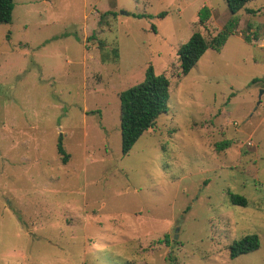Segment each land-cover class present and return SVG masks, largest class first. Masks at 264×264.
I'll use <instances>...</instances> for the list:
<instances>
[{"label": "rangeland", "instance_id": "1", "mask_svg": "<svg viewBox=\"0 0 264 264\" xmlns=\"http://www.w3.org/2000/svg\"><path fill=\"white\" fill-rule=\"evenodd\" d=\"M235 15L182 75L177 49L195 31L211 41L226 0H14L0 23V264H264V0ZM149 66L169 79L167 111L123 155L119 93ZM248 233L260 247L230 258Z\"/></svg>", "mask_w": 264, "mask_h": 264}, {"label": "trees", "instance_id": "2", "mask_svg": "<svg viewBox=\"0 0 264 264\" xmlns=\"http://www.w3.org/2000/svg\"><path fill=\"white\" fill-rule=\"evenodd\" d=\"M251 0H226L230 13L233 15L227 21L224 28L211 40L207 41L204 36L195 31L186 43L177 49L180 74L186 75L195 66L199 58L211 47L219 49L230 34L234 33L233 27L238 23L235 15L245 7ZM14 0H0V23H9L12 18ZM251 12L252 10H248ZM136 17H143L146 14H133ZM163 15V14H162ZM209 11L203 7L199 15V23H204ZM245 41L250 42L248 36ZM258 79L253 78L252 83ZM169 99V79L165 74H155L149 66L142 81L119 93V121L121 133V150L126 155L131 150L139 137L148 129L152 128L156 119L167 111ZM229 141H222L218 148H225ZM57 152L61 161L65 163L68 154L62 146L61 136L57 144ZM229 200L233 205L246 206L247 199L240 194L228 192ZM260 247V238L255 233H248L241 238L232 241L228 246L229 257L235 258L241 254L249 253Z\"/></svg>", "mask_w": 264, "mask_h": 264}, {"label": "built area", "instance_id": "3", "mask_svg": "<svg viewBox=\"0 0 264 264\" xmlns=\"http://www.w3.org/2000/svg\"><path fill=\"white\" fill-rule=\"evenodd\" d=\"M264 46V45H263Z\"/></svg>", "mask_w": 264, "mask_h": 264}]
</instances>
